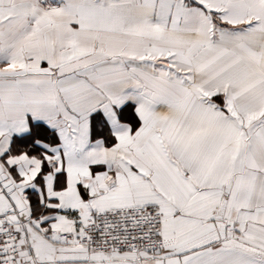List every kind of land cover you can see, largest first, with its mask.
<instances>
[{"label": "snow or ice", "instance_id": "6c2138e0", "mask_svg": "<svg viewBox=\"0 0 264 264\" xmlns=\"http://www.w3.org/2000/svg\"><path fill=\"white\" fill-rule=\"evenodd\" d=\"M0 264H264V0H0Z\"/></svg>", "mask_w": 264, "mask_h": 264}]
</instances>
